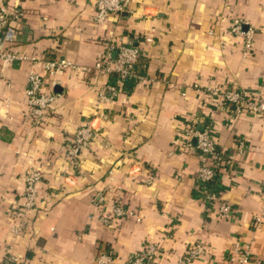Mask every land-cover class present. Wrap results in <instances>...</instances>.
<instances>
[{
	"label": "crops",
	"instance_id": "obj_1",
	"mask_svg": "<svg viewBox=\"0 0 264 264\" xmlns=\"http://www.w3.org/2000/svg\"><path fill=\"white\" fill-rule=\"evenodd\" d=\"M0 4L22 13L19 37L5 45L25 57L3 67L0 84V258L97 264L107 250L115 264H130L154 242V264H180L202 242L207 252L191 264H242L239 242L252 253L247 264H264V220L256 227L254 218L264 203V115L236 113L208 90L241 88L261 98L264 0H132L102 24L95 0ZM240 17L257 27L251 48L232 32ZM116 42L141 51L137 76L127 81L94 69ZM56 59L72 66L51 79L44 62ZM31 72L61 87L42 128L29 116ZM111 85L118 93L101 100ZM90 121L98 137L76 165L69 141ZM207 124L225 157L217 185L236 208L225 218L203 197L199 155L186 147L187 128ZM32 171L41 178L26 211Z\"/></svg>",
	"mask_w": 264,
	"mask_h": 264
},
{
	"label": "built area",
	"instance_id": "obj_2",
	"mask_svg": "<svg viewBox=\"0 0 264 264\" xmlns=\"http://www.w3.org/2000/svg\"><path fill=\"white\" fill-rule=\"evenodd\" d=\"M131 1L95 0L97 8L96 21L102 24L111 13L127 11ZM21 19V12L0 4V84L3 67L15 61L25 59V57L5 45L6 43L14 42L19 37V21ZM232 32L245 37L246 47L251 48L257 27L249 24L245 18L240 17L233 20ZM140 57L141 51L137 46L116 42L101 56L94 69L106 73L116 72L119 75L120 81H124L137 76L136 65ZM44 63L46 75L51 79H54L64 69L72 66V63L65 59L47 60ZM45 77V75H41L38 72H31L25 90L27 103L30 107L29 116L35 128H42L45 125L48 115L56 110L55 103L59 96L52 88L54 83L49 87ZM52 81L55 82L54 80ZM118 90L119 87L109 86L107 92L106 90L101 92V100L111 99V96L117 94ZM208 90L212 95L222 96L234 108L236 113H241L244 109H248L252 113L264 115V85L261 89L262 96L260 99H256L248 91L241 88L221 90L217 87H210ZM102 115L104 117L107 116V114ZM186 136V147L197 151L200 158L197 177L202 183L203 197L216 210L219 217H229L236 208L231 201L222 196V192L217 185L218 174L225 157L222 149L213 139L211 127L209 124L202 128L190 125L186 130ZM97 137L98 132L92 121L76 129L68 146V153L76 165H79L81 151L91 148ZM40 178L41 174L38 171H32L26 177L24 204L26 211H30L35 207L38 192L36 184ZM103 199L104 197L101 194H98L96 197L97 203ZM115 210L118 216H124L125 213L121 207L117 206ZM254 218L256 227L260 226L264 220V203L260 211L254 215ZM15 230L20 232L22 226L16 227ZM236 251L242 252V264L249 263L253 258L247 245L242 246L241 250L240 243L237 242ZM206 252V246L202 242H196L180 257L179 262L180 264H191L204 256ZM158 255V245L154 242H149L143 250L131 255L129 263L154 264V260ZM96 260L97 264H115L116 257L111 251L104 250L97 255ZM0 264H18V259L15 255L9 254L4 258H0Z\"/></svg>",
	"mask_w": 264,
	"mask_h": 264
},
{
	"label": "water",
	"instance_id": "obj_3",
	"mask_svg": "<svg viewBox=\"0 0 264 264\" xmlns=\"http://www.w3.org/2000/svg\"><path fill=\"white\" fill-rule=\"evenodd\" d=\"M60 89H61V87L57 85V86L55 87V92L58 93Z\"/></svg>",
	"mask_w": 264,
	"mask_h": 264
},
{
	"label": "trees",
	"instance_id": "obj_4",
	"mask_svg": "<svg viewBox=\"0 0 264 264\" xmlns=\"http://www.w3.org/2000/svg\"><path fill=\"white\" fill-rule=\"evenodd\" d=\"M125 81V80H124ZM126 81H127V79H126Z\"/></svg>",
	"mask_w": 264,
	"mask_h": 264
}]
</instances>
